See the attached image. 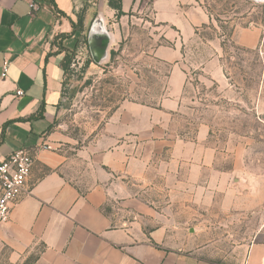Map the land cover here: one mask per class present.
Listing matches in <instances>:
<instances>
[{
  "label": "rangeland",
  "instance_id": "rangeland-1",
  "mask_svg": "<svg viewBox=\"0 0 264 264\" xmlns=\"http://www.w3.org/2000/svg\"><path fill=\"white\" fill-rule=\"evenodd\" d=\"M81 4L76 21L101 14L115 42L96 65L78 41L57 121L63 149L88 146L121 104L133 105L141 138L122 140L139 143L146 165L133 192L193 229L204 259L238 264L246 248L264 244V0H204L209 22L176 48L147 13L106 17L101 3ZM172 48L175 63L160 59Z\"/></svg>",
  "mask_w": 264,
  "mask_h": 264
},
{
  "label": "crops",
  "instance_id": "crops-1",
  "mask_svg": "<svg viewBox=\"0 0 264 264\" xmlns=\"http://www.w3.org/2000/svg\"><path fill=\"white\" fill-rule=\"evenodd\" d=\"M94 1L107 10L106 17L117 14L107 5L117 0ZM82 2L0 0V161L16 149L34 155L30 193L0 224V264H23L29 257L35 258L33 264H215L202 257L196 238L189 236L193 229L133 192L146 166L139 143L129 146L122 140L141 138L133 105L121 104L88 146L73 154L63 149L66 139L57 121L65 59L80 39L71 34V22ZM119 4L121 17L147 13L175 48L209 22L204 0ZM169 52L160 59L175 63L179 53ZM161 107L173 111L176 104ZM172 157L182 158L175 150ZM238 264H264V244L246 248Z\"/></svg>",
  "mask_w": 264,
  "mask_h": 264
},
{
  "label": "built area",
  "instance_id": "built-area-1",
  "mask_svg": "<svg viewBox=\"0 0 264 264\" xmlns=\"http://www.w3.org/2000/svg\"><path fill=\"white\" fill-rule=\"evenodd\" d=\"M33 165L34 155L27 149H16L0 161V224L9 220L13 205L30 193L28 180Z\"/></svg>",
  "mask_w": 264,
  "mask_h": 264
},
{
  "label": "water",
  "instance_id": "water-1",
  "mask_svg": "<svg viewBox=\"0 0 264 264\" xmlns=\"http://www.w3.org/2000/svg\"><path fill=\"white\" fill-rule=\"evenodd\" d=\"M87 47L92 62L96 65L105 63L109 58L110 48L115 37L108 30L102 16H97L89 25L87 32Z\"/></svg>",
  "mask_w": 264,
  "mask_h": 264
},
{
  "label": "trees",
  "instance_id": "trees-1",
  "mask_svg": "<svg viewBox=\"0 0 264 264\" xmlns=\"http://www.w3.org/2000/svg\"><path fill=\"white\" fill-rule=\"evenodd\" d=\"M120 0H117V1H109V7L116 10L117 11V14L119 15H122L121 13V7H120ZM116 14V15H117ZM94 20V19H93ZM91 20V21H93ZM90 21V22H91ZM89 25L88 24L86 27L84 26V17L83 16H79V18L77 19V21L74 23V22H71V27H72V32L71 34L74 35L76 33L79 34V38H83V42L85 44V46L87 47V32H88V29H89ZM78 47V41L75 42V46H74V49L68 53L66 55V63H65V70L67 69V67L69 66L70 64V61H71V58H72V55L75 54L76 52V48ZM87 50H88V47H87ZM112 54V52L110 53ZM89 63H91L92 61H88ZM35 261V258L33 257H29L27 258V260L24 262V264H33Z\"/></svg>",
  "mask_w": 264,
  "mask_h": 264
}]
</instances>
